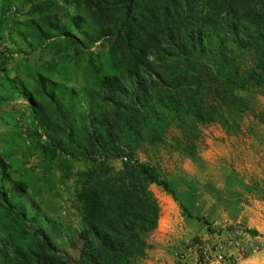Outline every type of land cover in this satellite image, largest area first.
I'll list each match as a JSON object with an SVG mask.
<instances>
[{
	"label": "trees",
	"instance_id": "trees-1",
	"mask_svg": "<svg viewBox=\"0 0 264 264\" xmlns=\"http://www.w3.org/2000/svg\"><path fill=\"white\" fill-rule=\"evenodd\" d=\"M1 1L5 13L12 2ZM64 1L82 5L99 27L112 68L98 78L99 109L84 110L78 118L90 162L80 173L84 184L77 194L83 223L76 234L79 247L71 256L39 229L31 230L26 212L18 211L0 187V225L6 239L0 243V264H134L132 260L145 256L146 235L159 217L150 185L174 194L157 168L136 159L135 151L144 141L163 140L172 125L182 132L181 150L189 154H195L200 125L238 129L232 112H242L247 104L236 90L264 83V0ZM23 5H29L35 35L50 38L43 30L50 29L46 15L54 11V2L23 0ZM246 54L253 64H243ZM6 55L0 51V70ZM90 65L94 75L95 65ZM35 82L32 127L26 134L37 131V118L45 125L50 117L59 122L51 127L62 142L72 143L77 126L65 110L66 96L52 80L39 77ZM76 93L70 90L69 95ZM259 119L264 122V112ZM113 159L121 160L120 169L110 164ZM0 169L6 176L1 157Z\"/></svg>",
	"mask_w": 264,
	"mask_h": 264
},
{
	"label": "rangeland",
	"instance_id": "rangeland-1",
	"mask_svg": "<svg viewBox=\"0 0 264 264\" xmlns=\"http://www.w3.org/2000/svg\"><path fill=\"white\" fill-rule=\"evenodd\" d=\"M46 1L55 4L54 11L46 15L50 29L43 32L51 34L48 39L35 35L29 5H23V0H11L5 13L0 7V51L7 54L5 69L0 70V157L7 164V175L0 169V187L10 195L18 211L26 212L31 230L39 229L60 252L75 256L79 247L76 234L83 227L82 203L77 198L84 184L80 173L90 168L78 118L84 110L99 109L98 78L110 74L112 68L105 37L99 39L100 29L83 6L64 0ZM49 43L57 48L51 51ZM242 60L245 65L254 62L249 54ZM92 62L94 75L90 71ZM39 77L55 82L60 94L66 96L65 110L70 122L77 126L72 143L62 142L51 127L59 122L50 117L45 125L37 118V131L30 129L26 134L27 128L32 127L30 102H36L35 81ZM70 90L77 93L69 95ZM236 94L247 104L242 112H232L238 129L232 126L228 130L218 123L200 125L195 154L181 150L184 136L173 125L163 140L144 141L136 149L134 157L156 167L174 190L172 195L161 186L150 185L159 217L156 228L146 235L148 248L154 247L150 239L156 232L164 233L160 250L167 247L168 254L170 247H181L192 240L183 233L181 217L190 215L185 203L190 207H211L215 217L208 226L209 232L193 241L204 240L212 248L225 245L222 250L229 259L225 263L255 257L264 248V122L259 119L260 112H264V83L237 89ZM43 106L40 105L42 109ZM110 164L120 169L122 162L113 159ZM167 214L169 220L164 218L163 222ZM169 222L172 225L167 226ZM1 225L0 243L6 240ZM248 235H259L257 238L262 240ZM229 250L237 254H229ZM257 257L264 261V253Z\"/></svg>",
	"mask_w": 264,
	"mask_h": 264
},
{
	"label": "crops",
	"instance_id": "crops-1",
	"mask_svg": "<svg viewBox=\"0 0 264 264\" xmlns=\"http://www.w3.org/2000/svg\"><path fill=\"white\" fill-rule=\"evenodd\" d=\"M185 204L186 205H184V206L186 208H189L188 211H190V215L181 217V221L185 225V230L183 231L185 237L187 239L192 238V240L194 238H197L200 236L206 237V233L209 232L208 226L211 225V223L213 222V219L215 217L213 211L210 212L211 207H209V206H207V207L206 206H204V207H190L187 205V203H185ZM168 217H169L168 214L164 215L162 221L164 222V218H167V220H169ZM222 220H224V219H221V221ZM171 223L172 222H169V225H167V226L172 225ZM163 225H164V223H163ZM159 227H161V229L163 231H165V228L162 227V225ZM163 234L164 233L161 234L162 235V237H161V235L158 232H156L151 236L150 242L154 244V247L148 248L146 250L145 256L140 258V259H136L135 264H152V262L155 263L156 261L158 264H161L159 261H162V263L167 262L166 264H172V256L168 254V250H166L167 247L165 250H162V249L160 250V247H162L160 242L163 241V243H164ZM249 236H255L256 239L262 240V238H260V237L257 238V236H259V235H248V237ZM224 246L225 245H223V248H224ZM156 247H158V249H156ZM260 250L257 252V253H259L257 256L264 253V248H262ZM156 252H159V253L156 255ZM231 253L234 255L237 254L234 251L229 250V254H231ZM257 256H255V257L254 256L242 257L241 259L237 258L238 262H235L234 264H264V261L259 260V257H257ZM223 264H228V263H223Z\"/></svg>",
	"mask_w": 264,
	"mask_h": 264
},
{
	"label": "built area",
	"instance_id": "built-area-1",
	"mask_svg": "<svg viewBox=\"0 0 264 264\" xmlns=\"http://www.w3.org/2000/svg\"><path fill=\"white\" fill-rule=\"evenodd\" d=\"M221 247L217 245L212 248L204 240L201 242L190 240L181 247H170L169 255L172 256V264H223L229 259Z\"/></svg>",
	"mask_w": 264,
	"mask_h": 264
}]
</instances>
